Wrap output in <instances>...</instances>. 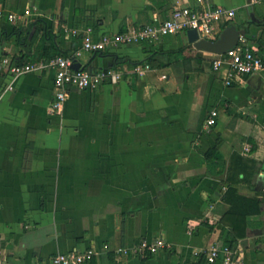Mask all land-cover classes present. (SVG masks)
I'll list each match as a JSON object with an SVG mask.
<instances>
[{"label":"crops","instance_id":"crops-1","mask_svg":"<svg viewBox=\"0 0 264 264\" xmlns=\"http://www.w3.org/2000/svg\"><path fill=\"white\" fill-rule=\"evenodd\" d=\"M203 2L233 8L231 22L239 29L246 25L257 37L264 32V0ZM195 3L0 0L3 13L20 15L0 19V63L4 57L45 60L31 58L51 37L80 68L122 73L117 84L71 87L56 113L50 109L53 69L21 75L4 92L0 64L1 264H48L58 252L86 248L98 253L83 264H210L193 253L225 244L221 179L235 154L255 162L248 168L252 182L236 184L237 192L264 202V70L226 86L223 73L211 68L213 54L195 49L184 33L101 52L83 50L80 35L71 33L91 26L94 37L113 34ZM40 20L50 36L35 34ZM248 43L257 51V42ZM143 64L150 70L137 76L133 68ZM212 109L216 122L205 129ZM213 146L225 168L208 176L204 153ZM247 222L245 236L235 241L240 264H264V214ZM157 238L166 246L133 252L138 241Z\"/></svg>","mask_w":264,"mask_h":264},{"label":"built area","instance_id":"built-area-1","mask_svg":"<svg viewBox=\"0 0 264 264\" xmlns=\"http://www.w3.org/2000/svg\"><path fill=\"white\" fill-rule=\"evenodd\" d=\"M196 3L189 6H176L170 15L158 23H148L137 27H131L124 31L113 34L101 33L97 37L93 36L91 26L82 29L72 28L71 33L80 35L81 48L89 52H101L111 47L124 44H141L152 42L160 37L171 34L186 33L189 29H195L199 38L214 40L218 37L225 23H230L235 16L233 8L224 5H208L203 0H193ZM254 2L256 0H253ZM30 11L25 9L23 15H29ZM6 18L13 22L20 17L16 12L3 13L0 10V19ZM78 52L75 53V55ZM73 55H58L48 60L18 62L15 59L4 57L1 60V67L7 77V84L3 91H12L14 81L17 77L35 71L45 69L54 70L53 98L50 109L52 112L62 111L64 101L68 95V90L73 87L78 90H91L104 83L117 84L122 73L114 68L93 70L90 68H72ZM211 68L214 71L222 72V80L226 86H232L243 82L247 75L264 70L263 59L256 55L249 43L241 37L239 42L223 54L213 55ZM150 70L148 64L136 65L133 72L137 76H143ZM162 78H165L163 75ZM218 113L215 109L210 110L205 119L204 128L210 129L215 122ZM166 246L163 239L155 240L142 239L132 247L137 255L145 252L154 253L158 249ZM129 248H119L117 251L127 252ZM97 251L92 248L84 250L72 249L66 252L54 254L48 264H83L92 260L97 255ZM195 257L203 256L208 263L220 262L221 264H240V260L235 248L227 244L213 243L208 247L195 250ZM4 259L3 251L0 249V264Z\"/></svg>","mask_w":264,"mask_h":264},{"label":"trees","instance_id":"trees-1","mask_svg":"<svg viewBox=\"0 0 264 264\" xmlns=\"http://www.w3.org/2000/svg\"><path fill=\"white\" fill-rule=\"evenodd\" d=\"M36 24L37 27L35 30V34L42 33L43 37L45 35L50 36V31L48 28H46L44 21H37ZM230 24H233V22L225 23L222 27L224 28L225 26ZM242 27L246 30V35L244 36L245 42H257L258 49L257 51H254V53L260 56L264 61V32H262L257 37L249 27H247L246 25H243ZM14 34H16L15 29L10 35L12 36ZM8 37L9 35L7 36V38ZM22 42L24 43V39H19L17 41L18 44H22ZM58 55L65 56L67 55V53H61L57 45L52 41L51 37L48 40L44 37L43 43L38 46L35 56H33L31 60H48ZM17 61L20 62L21 58L17 59ZM218 142L219 140H216V143ZM204 163L206 166V175L208 176L219 175L222 172L221 169L225 168V160L223 159L216 146L210 147L205 151ZM251 164L255 165V162L237 154L232 155L224 171V178L221 179L222 185H225V191L222 198L223 201L228 205V208L221 215L219 222L224 230V243L232 248H235V241L238 238H242L245 236L246 227L248 225L247 217L252 215L264 214V202L259 201L255 197L251 198L240 195L236 189V184L240 182H252L250 177L253 173L248 171V168ZM122 232L123 223L120 224L119 229V233ZM198 259L204 258L203 256H199Z\"/></svg>","mask_w":264,"mask_h":264},{"label":"water","instance_id":"water-1","mask_svg":"<svg viewBox=\"0 0 264 264\" xmlns=\"http://www.w3.org/2000/svg\"><path fill=\"white\" fill-rule=\"evenodd\" d=\"M188 43H192L194 48L209 54H223L233 48L241 37L246 35L245 29H239L236 25L225 26L214 40L199 38L195 29H189L185 33ZM72 68L78 69L79 62L76 59L72 61Z\"/></svg>","mask_w":264,"mask_h":264},{"label":"rangeland","instance_id":"rangeland-1","mask_svg":"<svg viewBox=\"0 0 264 264\" xmlns=\"http://www.w3.org/2000/svg\"><path fill=\"white\" fill-rule=\"evenodd\" d=\"M252 50L254 51V46L251 45Z\"/></svg>","mask_w":264,"mask_h":264}]
</instances>
